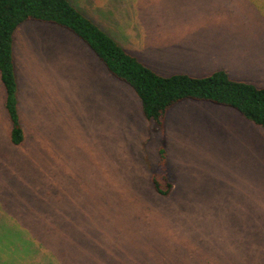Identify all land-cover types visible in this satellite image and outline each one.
Returning <instances> with one entry per match:
<instances>
[{"label": "rangeland", "instance_id": "1", "mask_svg": "<svg viewBox=\"0 0 264 264\" xmlns=\"http://www.w3.org/2000/svg\"><path fill=\"white\" fill-rule=\"evenodd\" d=\"M145 1L70 0L119 44L125 27L173 20ZM13 48L24 140L10 143L0 81V264H264L262 128L211 103L174 105L161 197L159 134L134 91L58 26L25 22Z\"/></svg>", "mask_w": 264, "mask_h": 264}, {"label": "trees", "instance_id": "2", "mask_svg": "<svg viewBox=\"0 0 264 264\" xmlns=\"http://www.w3.org/2000/svg\"><path fill=\"white\" fill-rule=\"evenodd\" d=\"M28 21L58 26L76 36L95 54L107 72L127 84L138 97L144 118L159 134V161L152 187L161 197L172 190V179L163 145L166 114L176 104L191 100L237 111L264 133V88L231 80L226 72L195 78L186 75L162 77L127 53L70 0H0V81L5 91L4 108L10 122V143L24 140L17 111V81L13 59V35Z\"/></svg>", "mask_w": 264, "mask_h": 264}, {"label": "crops", "instance_id": "3", "mask_svg": "<svg viewBox=\"0 0 264 264\" xmlns=\"http://www.w3.org/2000/svg\"><path fill=\"white\" fill-rule=\"evenodd\" d=\"M144 4L151 13L154 9L173 13V20H151L132 30L125 27L120 46L140 62H146L144 54L158 56L168 74L152 69L156 74L203 78L224 71L233 81L264 88V0H146ZM238 29L250 30L252 36Z\"/></svg>", "mask_w": 264, "mask_h": 264}]
</instances>
